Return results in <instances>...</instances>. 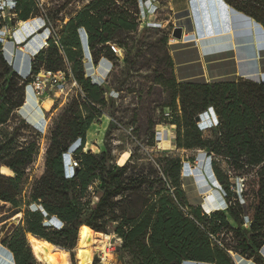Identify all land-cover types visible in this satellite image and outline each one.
I'll return each instance as SVG.
<instances>
[{
    "label": "trees",
    "instance_id": "1",
    "mask_svg": "<svg viewBox=\"0 0 264 264\" xmlns=\"http://www.w3.org/2000/svg\"><path fill=\"white\" fill-rule=\"evenodd\" d=\"M219 1L264 29V0ZM135 3L89 0L63 26L59 47L51 39L49 47L33 57L27 78L5 56V23L0 13V201L19 209L27 188L28 206H37L26 211L23 225L11 230L4 244L16 264H41L27 234L67 251L71 264H76L74 250L90 232L114 234L135 264H236L233 254L264 264V82L178 83L172 73L161 84L170 96L167 107L170 125L176 126L177 149L205 151L212 159L226 209L207 213L189 203L181 178L183 161L176 154L146 158L132 154L120 166L111 150L83 153L87 133L107 102L104 89L86 78L80 31L87 33L95 65L103 58L114 64L116 55L109 45L127 49L129 36L138 33ZM38 11L37 0H17L13 14L19 21H28ZM125 63L135 65L129 59ZM41 70H66L82 94L72 98L55 122L44 172L29 184L41 133L24 108L30 99L31 77ZM210 107L219 125L205 138L196 118ZM78 141L74 158L79 168L68 179L64 156ZM4 170L11 175L3 174ZM53 220L58 224L54 226Z\"/></svg>",
    "mask_w": 264,
    "mask_h": 264
},
{
    "label": "rangeland",
    "instance_id": "2",
    "mask_svg": "<svg viewBox=\"0 0 264 264\" xmlns=\"http://www.w3.org/2000/svg\"><path fill=\"white\" fill-rule=\"evenodd\" d=\"M88 1L40 0L44 4V12L49 17L50 24L59 36L63 26ZM134 6L139 12V30L138 33L129 36L126 42L128 48L121 49L122 57L116 56L114 64L104 58L101 60L100 64L104 61L111 64L109 72L103 70L97 72L102 67L98 65H95V69L92 65L86 68L87 79L95 77L102 80L103 78L101 82L93 83L104 89L107 105L102 108L101 117L88 131L83 153L101 154L111 150L114 162L120 166L125 165L132 154H137L139 158L157 153L176 154L183 161L181 178L189 203L194 207H203L207 213L214 210L212 203H218L221 209H225L226 203L217 192V190L220 192V186L213 173L212 159L205 151L177 149L176 126L171 132L170 126L174 125H170L171 119L165 117L166 112H171L167 107L170 104V96L163 90L161 84H166L174 73L173 66H170V57H173V48L180 44L177 42L169 45V40L176 28V20L167 8V0H136ZM38 10L37 16L28 21H19L14 14L9 20L0 9L1 16L6 17L3 18L5 19L3 40L5 56L9 62L13 57L18 59V54L31 57L33 60V57L43 51V40L50 37V25L42 9L38 7ZM80 38L84 44L87 40V33L84 30L80 31ZM127 59L135 65L128 66L125 63ZM16 67L18 66L14 67L18 71ZM64 74L63 91L56 89L50 92L58 111H46V105H43L45 109L43 110L42 99L37 102L31 97L24 108L25 114L38 126L41 133L39 155L33 166L29 184L44 172L45 154L55 122L72 98L82 94L80 86L68 78L66 70ZM210 109L213 108H208L200 116L209 114ZM217 122L218 118L215 120L211 116L209 124L199 122L197 125L199 127L201 125L200 129L204 137L209 138L217 130L219 125ZM152 134H154L153 143ZM73 147L74 144L70 146L69 151H73ZM3 174L11 175L6 170ZM209 189L213 193L212 199L206 196ZM27 198L26 188L20 198L19 209H14L10 204L0 201V264H16L13 254L4 243L11 236V230L23 225L26 211L29 208H37L36 205L28 206ZM93 201L94 203L97 201L95 196ZM19 214L21 215L18 216ZM52 224L55 226L58 222L53 220ZM121 246V239L114 234L90 232L81 238L74 250L76 264H135L121 250ZM59 251L64 252L66 257H62ZM59 251L55 253L62 259L63 264H67V261L71 264L69 253L62 249ZM233 258L236 264H255L253 260L237 257V254H233Z\"/></svg>",
    "mask_w": 264,
    "mask_h": 264
},
{
    "label": "crops",
    "instance_id": "3",
    "mask_svg": "<svg viewBox=\"0 0 264 264\" xmlns=\"http://www.w3.org/2000/svg\"><path fill=\"white\" fill-rule=\"evenodd\" d=\"M167 8L176 27L183 28V40L173 48L171 58L178 83L210 84L240 79L264 82V29L253 19L224 7L219 0H167ZM83 46L87 57V40ZM18 55L10 63L17 65L19 74L27 78L32 74V59ZM100 63L101 60L98 67L109 72L111 64ZM41 103L43 110L46 105V111H58L50 95ZM170 127L173 132L175 126Z\"/></svg>",
    "mask_w": 264,
    "mask_h": 264
},
{
    "label": "built area",
    "instance_id": "4",
    "mask_svg": "<svg viewBox=\"0 0 264 264\" xmlns=\"http://www.w3.org/2000/svg\"><path fill=\"white\" fill-rule=\"evenodd\" d=\"M38 1V7H40L45 14L47 22L50 25V37H46L43 40V50L47 49L49 47V41L52 39L55 44L59 47V40L60 36L56 33L55 29L50 24V19L44 12V4ZM17 8V0H0V9L4 11V14H6L9 17V20H11V16L13 15L14 11ZM6 18V17H3ZM5 20V19H4ZM180 43V41L176 40L172 37H170L169 45H173L174 43ZM111 51L118 57H122V50L117 47L114 44L109 45ZM32 82L27 86V94L34 99L35 101H40L41 99L48 97L50 95V92L55 91L56 89H60V91H63V85L62 82L65 78L64 72H51L46 70H41L38 74L33 75ZM76 86V83H74ZM207 114V113H206ZM210 114V113H209ZM165 117L168 119H171L172 115L171 112H166ZM200 124H203V116ZM209 120L211 121V117L209 116ZM217 124H219L217 122ZM199 127V126H198ZM199 128H202L201 125ZM162 140V137H161ZM77 150L74 149L73 151L70 150V156L68 160V164H66L65 167V176L68 179H72L75 176L76 170L79 168V162L74 158V153Z\"/></svg>",
    "mask_w": 264,
    "mask_h": 264
},
{
    "label": "bare ground",
    "instance_id": "5",
    "mask_svg": "<svg viewBox=\"0 0 264 264\" xmlns=\"http://www.w3.org/2000/svg\"><path fill=\"white\" fill-rule=\"evenodd\" d=\"M22 24H23V22H22ZM84 64H85L86 68H88L89 65H92L93 69H95V64H94V62L92 60V56H91V52L90 51L88 53V56L85 57V59H84ZM102 70L104 72L107 71L106 68L101 67V68H99L97 70V72L100 73ZM92 79H93V81L95 83L102 81L101 79H97L95 77H93ZM209 116H210V114L209 115L206 114V115L203 116V124H205V123L209 124V121H210L209 120ZM76 147H78V146L74 145L73 148L75 149ZM212 195H213L212 190L209 189V191L206 193V196L209 197L210 199H212L211 198ZM20 215L21 214H19L18 216H20ZM27 240L30 243V245L32 247V252H33L34 256L36 257V259L38 261H42L45 264H63L62 259L55 253V252L58 253V249H55L54 245L48 243L45 240L39 239L37 237H34L32 234H27Z\"/></svg>",
    "mask_w": 264,
    "mask_h": 264
},
{
    "label": "water",
    "instance_id": "6",
    "mask_svg": "<svg viewBox=\"0 0 264 264\" xmlns=\"http://www.w3.org/2000/svg\"><path fill=\"white\" fill-rule=\"evenodd\" d=\"M172 36H173V38L174 39H176V40H178V41H182L183 40V28H181V27H176L175 29H174V31H173V33H172ZM210 114H211V116L215 119V120H217V117H216V114H215V112H214V110L213 109H210V112H209ZM207 115H209L208 113H207ZM201 120H202V117L201 116H198L197 118H196V122L197 123H199V122H201ZM74 145H77L78 147H80V141H78L77 143H75ZM78 147H76V148H78ZM75 148V149H76ZM69 156H70V152H68L65 156H64V164H65V167H66V164H68V160H69ZM217 192L220 194V196H222L221 195V193L217 190ZM222 199L224 200V198H223V196H222ZM225 201V200H224ZM212 206H213V208H214V210H223V209H221V206L218 204V203H212ZM226 208H227V206H226ZM225 208V209H226ZM29 243V242H28ZM29 245H30V243H29ZM30 247H31V245H30ZM31 249H32V247H31ZM55 249H59L58 247H56L55 246ZM41 264L43 263L42 261H39Z\"/></svg>",
    "mask_w": 264,
    "mask_h": 264
}]
</instances>
